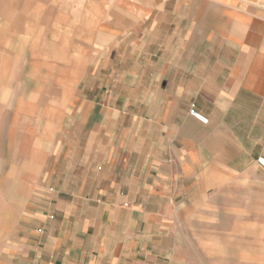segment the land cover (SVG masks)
<instances>
[{
  "label": "crops",
  "instance_id": "obj_1",
  "mask_svg": "<svg viewBox=\"0 0 264 264\" xmlns=\"http://www.w3.org/2000/svg\"><path fill=\"white\" fill-rule=\"evenodd\" d=\"M130 2L86 11V68L66 71L74 92L60 105L73 143L44 155L38 138L2 264H171L176 240L159 222L170 217L151 206L164 190L188 173L201 186L221 156L264 157V0Z\"/></svg>",
  "mask_w": 264,
  "mask_h": 264
},
{
  "label": "rangeland",
  "instance_id": "obj_2",
  "mask_svg": "<svg viewBox=\"0 0 264 264\" xmlns=\"http://www.w3.org/2000/svg\"><path fill=\"white\" fill-rule=\"evenodd\" d=\"M114 3L0 0V264L17 235L9 236L11 232L3 230L4 224L15 223L11 218L18 210L13 202L16 176L22 173L27 180L35 176L38 138L44 155L56 150L57 143L64 147L73 143L75 127L67 118L70 109L60 105L74 92L72 87L64 89L66 71L86 68L83 53L87 45L82 43L90 30L86 11L94 10L95 15L103 8L101 14H105ZM72 39L74 43H68ZM127 79L129 84L132 78ZM36 86L40 88L37 107H20V98L32 94ZM51 103L59 107L52 108ZM57 119L64 122H48ZM257 158L247 161L234 156L231 165L230 157H218L215 166L219 171L203 172L201 186L188 173L184 187L172 183L164 190V203L151 205L170 217L159 222L163 239L169 235L171 245L176 240L171 264H264V170ZM162 261L167 263L168 257Z\"/></svg>",
  "mask_w": 264,
  "mask_h": 264
},
{
  "label": "built area",
  "instance_id": "obj_3",
  "mask_svg": "<svg viewBox=\"0 0 264 264\" xmlns=\"http://www.w3.org/2000/svg\"><path fill=\"white\" fill-rule=\"evenodd\" d=\"M189 114L193 117H195L196 119H198L201 122H206V118L203 117L202 115H200L198 112H196L195 110H190ZM257 164L264 170V157H258L257 158Z\"/></svg>",
  "mask_w": 264,
  "mask_h": 264
}]
</instances>
